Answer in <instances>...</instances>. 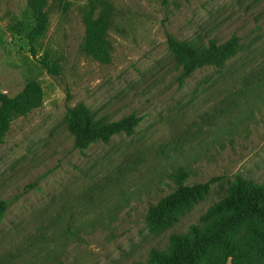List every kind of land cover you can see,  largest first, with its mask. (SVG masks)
<instances>
[{
	"label": "rangeland",
	"instance_id": "obj_1",
	"mask_svg": "<svg viewBox=\"0 0 264 264\" xmlns=\"http://www.w3.org/2000/svg\"><path fill=\"white\" fill-rule=\"evenodd\" d=\"M26 3L0 0V91L36 80L43 101L0 138V264L146 261L200 223L235 174L264 181V0H46L34 49L20 28ZM89 16L105 28L107 61L85 48ZM168 34L197 46L237 35L240 46L222 67L183 76ZM79 104L139 121L81 149L67 122ZM214 178L172 225L150 228V205Z\"/></svg>",
	"mask_w": 264,
	"mask_h": 264
},
{
	"label": "trees",
	"instance_id": "obj_2",
	"mask_svg": "<svg viewBox=\"0 0 264 264\" xmlns=\"http://www.w3.org/2000/svg\"><path fill=\"white\" fill-rule=\"evenodd\" d=\"M46 0H27L20 19V28L34 49V42L40 38L47 25L44 12ZM105 28L91 16L86 19L87 52L107 61V41ZM167 43L178 63L182 66L183 76L190 75L204 66H223L239 49L237 35H232L223 43L210 41L206 46L182 42L171 34ZM32 52L35 54V50ZM49 72L58 70L49 67ZM42 87L36 80H30L14 96L0 91V138L8 129L13 118L27 114L42 104ZM139 118L129 115L120 120L110 121L96 118L90 107L79 104L67 108V122L75 138V146L86 148L92 142H107L115 134L134 133ZM207 182L186 185L182 182L157 203L148 207L146 222L153 231L172 225L178 215L188 210L210 190ZM6 201H0V215ZM242 220L255 221L236 227ZM200 223L189 225L184 232L173 233L165 250L153 248L146 261L133 264H224L229 257L244 256L245 264H264V181L256 182L235 174L223 197L215 201L204 214Z\"/></svg>",
	"mask_w": 264,
	"mask_h": 264
}]
</instances>
